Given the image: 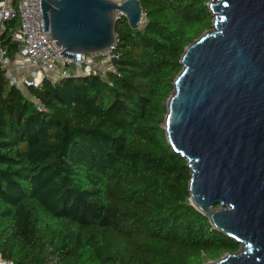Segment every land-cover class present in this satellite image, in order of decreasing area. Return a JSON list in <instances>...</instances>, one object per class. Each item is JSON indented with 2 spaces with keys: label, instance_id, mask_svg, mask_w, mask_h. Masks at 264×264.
Instances as JSON below:
<instances>
[{
  "label": "trees",
  "instance_id": "1",
  "mask_svg": "<svg viewBox=\"0 0 264 264\" xmlns=\"http://www.w3.org/2000/svg\"><path fill=\"white\" fill-rule=\"evenodd\" d=\"M210 0H141L115 25V73L27 93L0 69V254L14 264H203L240 245L190 203L191 171L163 123ZM12 19L0 33L11 61ZM36 98L40 107L33 100Z\"/></svg>",
  "mask_w": 264,
  "mask_h": 264
},
{
  "label": "water",
  "instance_id": "2",
  "mask_svg": "<svg viewBox=\"0 0 264 264\" xmlns=\"http://www.w3.org/2000/svg\"><path fill=\"white\" fill-rule=\"evenodd\" d=\"M44 31L64 57L116 44L141 0H41ZM212 28L181 57L163 123L191 171L190 203L240 245L203 264H264V0H210Z\"/></svg>",
  "mask_w": 264,
  "mask_h": 264
},
{
  "label": "built area",
  "instance_id": "3",
  "mask_svg": "<svg viewBox=\"0 0 264 264\" xmlns=\"http://www.w3.org/2000/svg\"><path fill=\"white\" fill-rule=\"evenodd\" d=\"M15 18L19 20V27L12 34V40L19 46L16 58L21 56L28 61L31 70L19 77L8 75L10 86H17L27 93L29 88H40L44 77L55 81L82 75L105 77L107 73L116 72L114 62L119 54L115 45L102 52L75 53L72 59L64 57L54 45L50 32L44 31L41 0H0V33L6 22ZM143 18L144 15L142 23ZM14 61L0 48V69L7 70ZM33 100L40 107L36 98ZM0 264L14 263L0 254Z\"/></svg>",
  "mask_w": 264,
  "mask_h": 264
},
{
  "label": "rangeland",
  "instance_id": "4",
  "mask_svg": "<svg viewBox=\"0 0 264 264\" xmlns=\"http://www.w3.org/2000/svg\"><path fill=\"white\" fill-rule=\"evenodd\" d=\"M144 20H145V18H143V22H144ZM19 61L20 62H18V60L16 59V61L7 69V72L9 73V75H14V76H17V77L21 76V75H17V74L23 69V66H22V68L21 67H17L16 65L18 63L21 64V65H24L25 68L26 67H29V69H26V71H24V73H21L22 75L25 74V73H27V72H29L31 70V66L27 65L28 63L26 61L22 60V58L19 59ZM15 68H17L18 70L15 69ZM224 255H222L221 257H223ZM213 261H215V260H205L204 263L213 262Z\"/></svg>",
  "mask_w": 264,
  "mask_h": 264
},
{
  "label": "crops",
  "instance_id": "5",
  "mask_svg": "<svg viewBox=\"0 0 264 264\" xmlns=\"http://www.w3.org/2000/svg\"><path fill=\"white\" fill-rule=\"evenodd\" d=\"M21 58H22V60L26 61V60H25L23 57H21V56H18L16 59L18 60V62H20L19 59H21ZM15 61H16V60H15ZM15 61H14V62H15ZM26 62L28 63L27 65L30 66L29 62H28V61H26ZM26 62H25V63H26ZM16 66H17V67H21V68H22V66H23V69H22L21 71L19 70L20 72H19L17 75H22L21 73H24V71H26V69H29V67H26V68H25L24 65H21V64H19V63H18ZM15 69H17V68H15ZM17 70H18V69H17ZM8 75H9V73H8Z\"/></svg>",
  "mask_w": 264,
  "mask_h": 264
}]
</instances>
